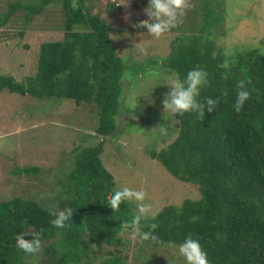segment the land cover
Here are the masks:
<instances>
[{"label": "trees", "instance_id": "1", "mask_svg": "<svg viewBox=\"0 0 264 264\" xmlns=\"http://www.w3.org/2000/svg\"><path fill=\"white\" fill-rule=\"evenodd\" d=\"M134 1L142 9L134 10L130 19L136 30L138 23L147 21L144 13L148 3ZM221 1L225 0L190 1L191 7L179 24L181 29L178 27L169 41V53L158 64L181 78L193 67L204 69L209 83L201 90L200 99L213 96L219 97V102L211 112L205 110L203 118L195 113L175 114V138L159 150L150 149V157L171 175L196 184L200 197L165 205L154 217L141 221L144 231L155 223L152 231L160 240L159 245L142 241L148 251L139 246L135 254L142 264L161 262L156 251L178 247L186 236L199 239L210 264H264V40L235 46L225 53L211 37L223 20L222 12L216 10ZM97 2L8 0L0 16L2 26L21 10L27 23L48 6L60 7L62 39L39 45L35 73L22 82L0 74V91L7 89L36 99L67 98L77 105L93 102L98 116L94 131L102 136L100 141L74 148L69 165L53 177L60 185L53 195L40 198L39 192L29 198L14 195L0 199V264H97L93 261L97 258L100 264H126L123 249L130 238L122 235L120 224L130 220L135 209L128 201L116 210L107 205L116 187L113 174L100 158L104 139L117 137L115 116L125 64L110 38V19L101 17L93 5ZM257 3L262 4L263 12L257 5L245 3L237 16L260 17L254 22L259 28L264 25V0ZM103 10L108 17L126 15L118 0H106ZM192 15L189 27L184 26L185 16ZM245 78L250 96L235 111L236 84ZM38 168L24 166L18 172L33 173ZM66 206L73 209L71 222L58 229L51 224V213ZM29 231L42 234V247L36 254L16 247V235L22 232L30 238ZM97 248L103 252L96 255ZM35 257L37 262L32 263L29 259ZM174 260L180 263L178 258L169 257L166 264Z\"/></svg>", "mask_w": 264, "mask_h": 264}, {"label": "rangeland", "instance_id": "2", "mask_svg": "<svg viewBox=\"0 0 264 264\" xmlns=\"http://www.w3.org/2000/svg\"><path fill=\"white\" fill-rule=\"evenodd\" d=\"M105 1L98 0L93 5L101 17L110 19L113 26L110 38L115 43L116 54L121 57L125 69L120 79L121 94L115 116L117 137L110 135L104 139L101 159L113 174L116 188L127 186L146 192L145 202L152 205L147 216H152L165 205H180L186 198L200 197L196 184L175 178L149 155L151 148L159 150L177 135V118L175 114L163 111L162 104L169 90V86L162 83H167L174 75L165 68H159L158 64L169 53V41L177 34L180 23L173 31L158 38L150 37L148 33L138 32L132 27L130 19L134 10H142L138 1L118 0L122 12L126 13L118 17H108L103 10ZM199 1L193 0V3ZM256 1L261 0H225L216 4V10L222 12L223 20L218 28H214L215 33L211 37L225 53L235 46L264 40V25L258 28L254 23L260 17L237 16L245 3L257 5L263 12L262 4ZM7 2L0 0V16L5 13ZM45 10L34 14L27 23L21 10H18L4 25H0V74L11 75L16 81L22 82L25 77L35 73L39 45L43 41L62 39L63 32L59 28L60 7L54 4ZM185 17L184 26L189 27L188 19H193V15ZM121 25L124 29H120ZM155 71L161 72L159 79L152 77ZM97 119L93 102L76 105L72 99H36L29 94L1 90L0 199L14 195L29 198L39 192L37 197L40 198L53 195L60 186L53 181V177L62 174L64 167L69 165L68 158L74 148L102 139L94 131ZM24 166L40 168L33 173L18 172ZM51 187L56 189L51 190ZM122 235L128 237L127 233ZM142 245L138 238L130 239L123 249L126 264L143 263L135 255L140 251L139 246L142 251H148ZM177 248L158 249L156 253L162 261L157 259L154 264H166L169 257L178 258L180 262L174 260L172 264H185L183 257L178 256ZM109 251L113 252L111 249ZM94 252L97 255L103 250L97 248ZM29 260L37 262L36 257ZM93 261L100 264L99 258Z\"/></svg>", "mask_w": 264, "mask_h": 264}, {"label": "clouds", "instance_id": "3", "mask_svg": "<svg viewBox=\"0 0 264 264\" xmlns=\"http://www.w3.org/2000/svg\"><path fill=\"white\" fill-rule=\"evenodd\" d=\"M147 3L148 7L144 13L147 17V21L138 23L136 30L138 32H147L150 37L155 38L177 27V25L182 22L185 10L191 7L189 0H147ZM139 50L143 51V48ZM151 75L154 79H159L161 72L155 71ZM208 83V73L200 67H193L188 70L183 78L177 74L168 80L167 83H162L169 86V90L165 93V98L162 101L163 111H167L172 115L179 114L180 116L184 113H195L197 116L203 118L205 110L211 112L219 102V97L213 96H207L203 100L200 99L201 90L207 87ZM246 84V78L237 81L236 99L233 105L235 111H239L250 96V91L246 87ZM221 95H223V93ZM133 119H135L134 115ZM77 147L78 146H76V148ZM145 199L146 192L144 190H136L124 186L118 187L112 191L107 205L110 206L112 210H116L122 202H131L134 205L135 212L130 220L121 222V233H127L130 239L138 238L140 241H150L159 245V237L152 231L156 228L155 223L149 225L148 231L141 230V221L146 218L147 213L152 208V205L146 203ZM158 212L159 209L153 213V217L158 214ZM72 213L73 209L71 207L66 206L62 209H57L55 212L51 213L53 217L51 224L58 229L66 227L71 222ZM27 235L30 236V238H25V233L22 232L16 235V247L26 254L38 253L42 247L41 232L29 231ZM177 252L183 257L185 264H210L207 253L203 249L199 239L193 238L192 236H186L183 239L178 245Z\"/></svg>", "mask_w": 264, "mask_h": 264}]
</instances>
